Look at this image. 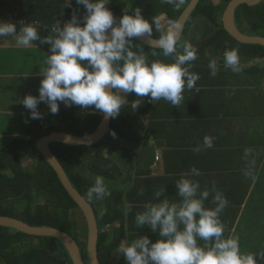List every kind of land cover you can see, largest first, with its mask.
<instances>
[{"label":"trees","instance_id":"1","mask_svg":"<svg viewBox=\"0 0 264 264\" xmlns=\"http://www.w3.org/2000/svg\"><path fill=\"white\" fill-rule=\"evenodd\" d=\"M232 1L220 0V5L214 6L209 0H202L189 19L178 46L183 50V44L189 42L198 49V59L186 65L192 73L200 77L196 88L200 85L216 86L234 82L233 115L239 121V126L242 130H247L250 124H257L258 120L260 121L257 134L235 137V144L237 143L235 156L242 161L246 158L250 161L258 160L256 166L259 167L264 162V48L241 45L224 29L221 20ZM191 2L192 0H185L184 4L177 7L175 4L165 3L164 0H109L107 7L117 21L126 12L134 16L135 10L139 8L145 20L152 23L155 18L160 21L164 32H169L175 31V25ZM74 14H77L80 26L83 27L87 9L77 4L76 0H0V23L15 24L17 34L23 26L36 24L41 39L53 35L52 28L56 23L59 24L62 20L70 21ZM236 23L243 33L264 37V1L258 7L239 8ZM172 27L173 29H170ZM151 37L157 40L161 38V32L155 30L154 23ZM132 43L136 46L132 50L138 54L140 48H143V54L149 63L155 60L175 62V56L165 57L161 49L151 48L136 39H133ZM33 45L49 55L52 54L49 44L35 41ZM232 49H239L241 66L239 73L225 69V53ZM153 52L157 55L153 56ZM180 54H183V51ZM215 59H218V73L212 76L209 64ZM150 99L140 98L132 93L131 102L125 105L117 118L112 119L110 131L99 145L94 147L51 145V150L67 173L74 189L95 210L100 229L98 243L100 264H114V256L117 255L126 237L124 219L125 200L128 195L125 190L128 188L129 179L125 178L121 182V169L137 164L136 156L140 143L137 141L135 127L137 124L141 132L146 127L144 121L151 117L156 103L150 102ZM137 100H140L141 106L134 110L131 105ZM206 100L212 105L208 109L221 106L213 102L217 98L207 97ZM59 107L58 115H53L48 107L41 115L42 119H37L0 154V216L16 218L34 227H51L64 231L79 245L84 262L90 264L85 215L68 196L52 167L37 152L36 145L41 138L54 132L64 131L79 137L91 135L100 127L103 113L94 107L88 109L76 105L67 107L63 103H60ZM117 140L123 141L121 143L124 145L116 144ZM246 150H252L248 156L245 155ZM28 159L36 162L32 172H26L22 168ZM98 176L104 178L111 194L103 199L94 198L89 201L87 191L94 185ZM257 192L259 195L260 192L264 193L263 187L256 189L255 193ZM130 196L132 193L128 198ZM247 197L248 191L247 195L246 193L239 195L235 190V202L228 203L227 207L235 208L234 223H237V215L242 213ZM250 199L253 202L258 200L264 206L263 199L262 201L261 198ZM105 208L107 214L101 217L100 213ZM255 211L250 204L246 206L243 212L244 220L241 221L239 229L248 230L249 224H255V220L252 219L254 215H250L255 214ZM118 223H121L119 228L116 227ZM0 261L2 264H73L58 241L28 237L5 227H0ZM257 264H264V260H257Z\"/></svg>","mask_w":264,"mask_h":264},{"label":"clouds","instance_id":"2","mask_svg":"<svg viewBox=\"0 0 264 264\" xmlns=\"http://www.w3.org/2000/svg\"><path fill=\"white\" fill-rule=\"evenodd\" d=\"M76 2L87 9L84 26H80L74 15L63 27L56 23L52 28L53 35L43 39L36 24L23 26L17 35L15 24L0 23V37H15L17 46L30 48L35 41L51 45L52 54L47 57L46 66L40 74L43 79L39 98L28 95L22 101L25 108L31 111V119L43 118L38 111L41 102L49 106L53 115L59 114V104L63 103L67 107H94L104 114L105 119H114L127 104L125 95L132 93L140 98L150 97L152 103L165 100L179 108L184 102L185 90L195 89L200 79L186 66L198 59V49L185 42L183 54L177 52L180 25H175L176 31L164 32L159 20L154 18L150 23L143 18L139 8L134 16L126 12L117 21L107 7L109 0ZM164 2L179 7L185 0ZM153 23L155 30L161 32L158 47L165 57L175 56L174 63L161 60L149 63L143 48H140V54L132 50L136 47L132 43L134 38L152 36ZM224 60L225 66L233 72L241 71L239 49L227 51ZM209 68L212 76H216L218 66L215 60ZM131 106L134 110L138 109L140 100ZM213 146V138L205 136L203 148L197 147L194 151L200 152ZM251 151L246 150L245 155L248 156ZM188 175L184 173L176 184L180 202L159 200L165 194V189H162L155 193L159 202L148 203L143 212L137 213L138 227L148 226L153 232L158 231L160 239L152 243L144 236L130 244L125 241L119 251L128 264H257V256L264 260V252L242 253L239 237H225V225L220 214L228 205L227 198L216 192L212 200L216 207H206L205 201L209 199L210 192L205 190L201 193L200 183L187 178ZM191 175L199 176L201 173L192 168ZM110 194L104 178L99 176L87 191L89 201L103 199ZM130 211L131 206L126 205L125 215ZM106 214L105 208L100 215L103 217Z\"/></svg>","mask_w":264,"mask_h":264},{"label":"crops","instance_id":"3","mask_svg":"<svg viewBox=\"0 0 264 264\" xmlns=\"http://www.w3.org/2000/svg\"><path fill=\"white\" fill-rule=\"evenodd\" d=\"M48 56L36 45L24 48L17 46L15 37H0V154L37 120L31 119V111L25 108L22 101L28 95L39 98L43 79L40 74ZM129 96L127 103L132 99V94ZM207 97L217 98L213 102L221 106L208 109L212 105L207 102ZM48 107L41 102L38 105L39 113L42 115ZM234 109V84L200 85L193 90H185L184 102L179 108L165 100L157 101L151 117L144 121L146 127L142 132L136 124L137 141L140 143L137 164L121 169V182L125 178L129 179L125 201L126 205L131 206V211L124 219L126 237L122 244L125 241L130 244L144 236L152 243L160 239L158 231L153 232L148 226L138 227L136 215L143 212L148 203L163 199L180 202L176 184L184 173H189L187 178L200 183L201 193L205 190L210 192L209 199L205 201L208 208L216 207L212 203L216 192L222 193L228 203H233L235 190L239 195H247L248 191L242 213L237 215V223H234L235 208L226 207L220 214L225 225L224 235L226 238L239 237L242 253L264 252V206L260 201L253 202L250 199L254 197L264 201V193H255L259 187L264 189V162L257 167L258 160L254 161L253 166V161L247 158L242 161L235 156V137L257 134L260 121L242 130L233 115ZM205 136L213 138L214 146L200 152L194 151L197 147L203 148ZM121 142L117 140L116 144ZM192 168L198 169L201 175H191ZM162 189H165V194L158 200L155 193ZM141 191L143 195H140ZM130 193L132 196L128 198ZM249 204L256 210L255 214H250L254 215L252 219L255 224H249L248 230L239 229L244 220L243 212ZM120 226L121 223L116 224L117 228ZM200 243L203 244V241ZM257 260L261 259L257 257ZM114 261V264H128L120 251L114 256Z\"/></svg>","mask_w":264,"mask_h":264},{"label":"water","instance_id":"4","mask_svg":"<svg viewBox=\"0 0 264 264\" xmlns=\"http://www.w3.org/2000/svg\"><path fill=\"white\" fill-rule=\"evenodd\" d=\"M201 1L202 0H192L191 4L188 6V8L178 21L177 24L180 25V30L177 37V46L182 40L189 19L197 10ZM263 1L264 0H233L228 5L224 13L223 20L221 21H223V26L227 33L231 37H233V39L241 43V45L264 48V37L250 36L245 34L238 28V25L236 23V15L239 8L243 6H247L250 8L258 7ZM134 39L140 41L141 43H145L146 46H149L151 48L161 49L158 47L159 40L153 37L145 36ZM111 121L112 119H105V116L103 114V121L100 127L91 135L79 137L64 131L54 132L41 138V140L36 145L37 152L52 167L60 183L66 190L68 196L73 202L78 205V207L85 215L88 226L87 254L90 264H100L98 252L100 229L98 226L96 213L93 206H91L70 183L67 177V173L51 150V145L58 144L70 147H94L105 140V137L108 135L111 128ZM0 227L12 229L28 237L54 239L64 247L73 264H86L77 242L62 230L51 227H34L22 222L19 219L6 216H0Z\"/></svg>","mask_w":264,"mask_h":264},{"label":"rangeland","instance_id":"5","mask_svg":"<svg viewBox=\"0 0 264 264\" xmlns=\"http://www.w3.org/2000/svg\"><path fill=\"white\" fill-rule=\"evenodd\" d=\"M214 6H217L218 4H219V0H209ZM162 20V19H161ZM163 21V20H162ZM170 29H173V27L172 28H170ZM183 50H181V47L180 46H178L177 47V52L180 54L181 52H182ZM215 61L216 62H218V59H215ZM224 62V61H223ZM225 69L226 70H229V71H231V72H233L231 69H229V68H227V67H225ZM221 72H224V70H221ZM229 83H231V84H234V82H229ZM230 84V85H231ZM121 95L123 94V93H120ZM125 95V94H124ZM130 98V96L128 97V94L127 95H125V99L126 100H130L129 99ZM134 98V97H133ZM37 156V155H36ZM35 164H36V162H34V160H30V159H28L27 161H25L24 162V164L22 165L23 167V170L24 171H26V172H32L33 170H34V168H35ZM38 200H42L41 198H38ZM10 232V231H9ZM29 243V241H27V243L26 244H28ZM34 243H36V242H34ZM38 243V242H37Z\"/></svg>","mask_w":264,"mask_h":264},{"label":"built area","instance_id":"6","mask_svg":"<svg viewBox=\"0 0 264 264\" xmlns=\"http://www.w3.org/2000/svg\"><path fill=\"white\" fill-rule=\"evenodd\" d=\"M77 18H78V20H79V17L77 16V14H74ZM73 15V16H74ZM69 22V20L68 21H66V20H62V21H60L59 22V25L61 26V27H63L64 25H66L67 23ZM79 22H80V20H79ZM80 25H81V22H80Z\"/></svg>","mask_w":264,"mask_h":264},{"label":"flooded vegetation","instance_id":"7","mask_svg":"<svg viewBox=\"0 0 264 264\" xmlns=\"http://www.w3.org/2000/svg\"><path fill=\"white\" fill-rule=\"evenodd\" d=\"M220 5V0H219V4L217 5V6H219ZM237 16V15H236ZM239 28V27H238ZM0 264H2V261H0Z\"/></svg>","mask_w":264,"mask_h":264}]
</instances>
